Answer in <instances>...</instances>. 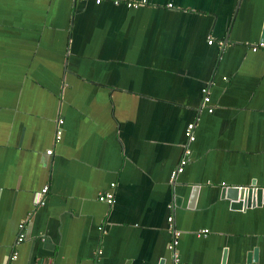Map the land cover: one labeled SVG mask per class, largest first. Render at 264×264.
I'll return each instance as SVG.
<instances>
[{
	"label": "crops",
	"instance_id": "1",
	"mask_svg": "<svg viewBox=\"0 0 264 264\" xmlns=\"http://www.w3.org/2000/svg\"><path fill=\"white\" fill-rule=\"evenodd\" d=\"M135 1L0 0V264H264V0Z\"/></svg>",
	"mask_w": 264,
	"mask_h": 264
},
{
	"label": "built area",
	"instance_id": "2",
	"mask_svg": "<svg viewBox=\"0 0 264 264\" xmlns=\"http://www.w3.org/2000/svg\"><path fill=\"white\" fill-rule=\"evenodd\" d=\"M73 1V0H72ZM80 2H87L88 0H78ZM93 1L94 4L99 5L102 0H91ZM112 4L114 5H120L123 4L125 5V7L130 8V9H136L139 8L143 5H145V1H135V0H109ZM212 40L208 41V44H211ZM264 47L263 45H260L258 47H254L252 50H256L257 48H262ZM210 102V98H209V94L206 88L202 89V101H201V107L202 108H206L207 111L209 113L212 112V107L209 105ZM62 124V121L59 120L58 121V126H57V130L55 132V137L54 140L55 142H58L61 139V130H60V125ZM194 128H195V124L193 122L188 123L185 129V137L187 139V143H191L194 141L195 137H194ZM184 154L181 157V159L179 160L178 166L176 167V169H174V171L171 174V179H174L175 176H177L179 173H181L183 171L184 166L187 164L188 162V156L190 155V150L187 148V146L184 148ZM52 150H47L46 154L47 155H51ZM114 188V185H112V189ZM48 190V186H44L41 190L42 194H45ZM98 200L100 202L106 203L108 206H112L115 202L114 199V193L113 191L104 193L99 195ZM171 218H168V223H169V228H170V241L169 244L167 246L170 255H171V264H181L180 263V258H179V254L177 252V244H178V239L180 237V232L175 230L172 226H171ZM19 228L22 229L23 228V224L19 225ZM207 231L203 230L200 231L197 235H203L206 234ZM24 235L23 234H19V237L17 239L18 242L23 240ZM12 260L16 259V254L13 253Z\"/></svg>",
	"mask_w": 264,
	"mask_h": 264
},
{
	"label": "water",
	"instance_id": "3",
	"mask_svg": "<svg viewBox=\"0 0 264 264\" xmlns=\"http://www.w3.org/2000/svg\"><path fill=\"white\" fill-rule=\"evenodd\" d=\"M263 193V202H264V191L262 192L260 189L252 190V189H239V188H230L227 189V196L233 201L240 202L241 207H250L260 204V195ZM239 201H237L238 197ZM255 256V255H254ZM254 261V259H253ZM247 259V263H248ZM249 264V263H248Z\"/></svg>",
	"mask_w": 264,
	"mask_h": 264
}]
</instances>
